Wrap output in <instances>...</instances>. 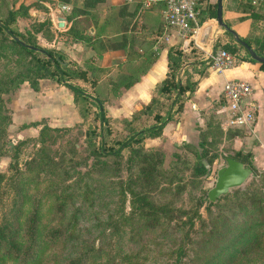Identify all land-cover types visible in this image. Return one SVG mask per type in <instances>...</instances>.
Masks as SVG:
<instances>
[{"label": "rangeland", "instance_id": "374dc122", "mask_svg": "<svg viewBox=\"0 0 264 264\" xmlns=\"http://www.w3.org/2000/svg\"><path fill=\"white\" fill-rule=\"evenodd\" d=\"M20 2L0 0V20L11 11L10 25L25 35L37 26L39 14L32 10L46 8L23 0L30 4L23 12ZM35 37L39 44L54 34L42 27ZM9 39L0 32V232L6 236L0 240V264H203L234 230L250 225L249 232L256 230L260 237L229 264H264V168L255 167L256 175L239 192L232 188L211 205L204 198L215 170L232 151L230 129L221 125L217 104L206 114L203 128L195 123L179 129L173 118L158 137L131 145L155 151L149 160L130 148L119 156L95 157L91 147L99 138L116 148L115 141L130 138L132 129L153 124L155 110L130 127L128 112L118 110L111 92L100 90L93 95L103 97L108 124L99 126L92 100L73 105L63 92H54L57 85L48 89L54 81L44 78L38 80V98L47 102L45 96L52 93L59 107L53 112L50 102H41V113L50 117L34 115L32 98H21L23 91L32 90L28 83L14 86L17 77L8 82L31 59ZM4 88L8 90L1 92ZM174 96L157 106L161 114ZM32 121L40 124L29 126ZM41 124L47 128L39 136ZM199 161L205 174L193 171ZM133 192L164 211L138 209ZM32 239L43 246L42 255L26 263L32 256H24L25 261L21 256Z\"/></svg>", "mask_w": 264, "mask_h": 264}, {"label": "trees", "instance_id": "16d2710c", "mask_svg": "<svg viewBox=\"0 0 264 264\" xmlns=\"http://www.w3.org/2000/svg\"><path fill=\"white\" fill-rule=\"evenodd\" d=\"M19 8L23 12H26L27 7L30 4H23V0H20ZM51 1V0H49ZM59 2L68 4L69 11L65 15L66 19L70 21L69 27L66 29L63 35L69 37L72 41H81L87 43L89 45L94 43V40L90 35H88V31H86L87 27L90 26V22L97 23V6L100 3H103L104 0H81L80 5L77 4V0H58ZM128 6L124 5L114 13L112 7L107 8V12L105 13L104 19L105 21H112L116 19V15L126 14L128 16V24L131 22L135 17L140 15L142 20V26L148 33H152V35L156 38L161 36L164 32L165 24L163 22L161 16V10L164 7V3L162 0H156L155 3H152L147 8H144L142 5V0H127ZM34 2V1H33ZM34 3L42 4L38 1ZM255 4V5H253ZM215 8H216V0H206V5L200 11L199 21L203 22L207 19H214L215 16ZM235 9L239 12L243 13L244 17H248L250 22V29L248 33L244 36H239V38L244 41L257 55L264 56V28H259V22L263 20L264 17V0L256 1L255 3L252 0H239L238 3L235 5ZM128 10V11H125ZM146 10H152L155 12L154 15L144 14L143 12ZM8 11V10H7ZM141 11H143L141 13ZM11 11L8 13L7 18L0 20V32L4 33L9 36V40L11 43L17 45L22 51L25 52L29 56L30 61L25 65L23 71H16L15 74L8 79L9 83L14 82V77L16 78V86L19 83L27 82L28 86L32 90H36L38 86V80L44 78H50L53 81L60 83L71 94L72 103L73 105H77V103L82 100L85 101L86 99L92 100L94 106L96 108V116L99 123V126L104 125L107 127L108 121L107 117L104 113L103 108V97L100 95H93L90 96L89 94L85 93L84 90L77 84H73L68 82V80H76V79H86L85 78V69L74 65L72 62L66 60V56L60 50H56L53 48H48L41 46L37 43L35 34L40 31V28H45L46 31L51 34L49 30L50 21L49 18H45L42 21L36 22V27H33L30 30H26V34H22V32L15 30L10 23L13 22V17L11 16ZM152 18V19H147ZM243 17L240 16L239 19ZM151 23V26L148 25ZM134 24V23H133ZM227 24V23H226ZM228 25V24H227ZM261 27V26H260ZM147 28V29H146ZM86 31V32H85ZM231 38V34L226 32ZM140 39L141 35H137L136 33H131L126 37L125 35H121L117 41L109 42V39L106 38V42L109 46H113V48H123L125 45V40L130 41V49H133L132 44H134V40ZM17 38L18 40H15ZM230 38V39H231ZM233 39V38H232ZM22 42V43H21ZM230 44L229 42H219L216 41L213 45L214 49L222 48L229 52L235 60H247L254 63H258L259 68L264 70V63H259L249 57L246 50L238 43ZM142 44V43H141ZM143 45V44H142ZM166 45V44H165ZM167 71L165 73V77L159 82L156 86V91L158 96H163L162 99H159L158 96H152L148 103L141 106L140 109L134 111L130 117H128V125L130 127H134L133 125L139 122V118H141L145 114H149L150 111H154L151 118L153 119L154 123L141 129H132L131 137L125 138L123 140L115 141L117 144L116 148L111 146H105L103 141L99 138L98 144L93 145L91 148V152L93 156H119L121 154L122 149L130 148V150L135 153L136 155H142L143 160H149V158L154 154L151 148L143 149L141 146H131L132 144H139L145 138H155L161 134V131L164 125L171 121L173 118L178 121L179 112L182 111V101H183V92L187 89H193L194 84L196 81L186 82L185 84H180L179 80L177 79V74L179 71V67L181 63L188 58L189 54H184L181 49L179 48V42L172 41L167 44ZM149 48V50L147 49ZM144 50H148L147 57L144 58H137L134 54L128 53V68L131 70V74L123 75L119 74L115 76V81L112 82V89L109 90L112 94H117L120 91L121 87H129L132 83H134L137 79V74L139 72L144 71V67L150 63V60L154 57V54L150 56V45L143 46ZM238 50H242V55H236ZM193 52L194 61H200L202 58V51L195 46L192 42L189 45V52ZM39 52L41 56H37L35 53ZM143 54L138 56L142 57ZM191 55V54H190ZM209 64V62H207ZM94 85V83H92ZM13 86V87H14ZM8 88H4L1 92L7 91ZM100 91H94V93H98ZM172 95H175L173 99L170 100L168 108L166 109L164 115L161 114L159 108L161 107V101L165 100L166 98L170 99ZM222 100V97H220ZM159 104V105H158ZM173 107L172 113H170V108ZM215 113H218L217 111ZM220 113V120L222 122L223 114ZM207 120H205L206 123ZM205 123L202 127L205 126ZM40 122L32 121L29 123V126H37ZM220 124V123H219ZM46 125L41 124L39 129V136L43 134ZM228 139H230L234 135H242L244 134L245 130L243 127H230L228 128ZM95 133V132H94ZM202 143H200L201 145ZM229 157H232L243 164L250 167L252 171V178L256 175L255 165L253 164V160L251 157L250 152H242L239 150H232L231 153H228ZM102 164L104 163L102 160L100 161ZM193 171L197 175H202L207 172V169L204 167L202 161L197 162L194 166ZM242 187H236L233 189L234 192H239V190L243 189ZM132 202L136 203V207L140 210H145L148 213H157L158 211H164L162 206H155L151 202L145 199L144 196L140 195L139 192L132 193ZM206 199V197H204ZM225 198V197H224ZM201 202H199L200 204ZM211 202H208V205H211ZM196 217L198 216V212L195 210ZM260 223V222H259ZM259 223H255L254 225H259ZM250 228H253L252 225L244 228V229H237L227 238L226 242L223 243L218 250L212 255L208 260H206L203 264H229L230 261L236 255H244L247 252V249L254 246L252 244V240L255 241L260 234L258 231H251L249 232ZM5 235L0 232V240L5 239ZM261 239V238H260ZM9 241V240H8ZM43 246L34 244L33 239L26 248L24 254L21 256V259H24V256H32V258L27 259L25 262L31 261L34 263L37 259H39L42 255L41 249Z\"/></svg>", "mask_w": 264, "mask_h": 264}, {"label": "crops", "instance_id": "0c3cea01", "mask_svg": "<svg viewBox=\"0 0 264 264\" xmlns=\"http://www.w3.org/2000/svg\"><path fill=\"white\" fill-rule=\"evenodd\" d=\"M80 1L81 0H77V6L80 5ZM238 1L239 0H221L222 20L227 23L238 36H244L250 29L251 20L248 17H244L243 13L235 9V5ZM252 2H255V0H252ZM124 5L128 6L127 0H104L103 3L97 6V23L90 22V26L86 29L88 35L94 40V43L91 45L81 41H72L69 37L63 35L70 25V21L65 17L68 12L61 15L64 19L60 27L57 26L58 22H56L57 28L50 21L46 10L34 9L32 12L39 14L36 21H42L48 17L50 21L49 30L54 34V38H52L51 41L44 39L39 42V45L60 50L65 54L66 60L85 69L86 79H71L68 80V82L79 85L84 92L90 96H93L94 91L111 90L112 82L115 81L116 75L131 74V70L128 68V53L134 54L139 59L147 57L148 53L146 52L149 48H147L148 50H144L143 46L150 45V56L154 54V57L150 60V63L144 67V71L137 74L136 81L129 87H121L117 94L112 95V97H114L113 101H116L115 106H118V110H120V112H128V117H130L134 111L148 103L152 96H158L156 86L165 77L167 71L166 53L168 48L167 44L170 42H162L157 37L155 38L152 33H148L141 24L144 21L141 19L140 15L135 17L129 24L128 16L125 13L122 15L115 14V20L105 21L106 19H104V16L108 10L107 8L112 7L115 13L119 7L121 8ZM142 12L143 11H141V13ZM143 13L148 15L155 14L152 10H146ZM240 16L243 18L239 19ZM213 22V19L210 18L203 24V26L207 24L210 25L211 29L207 44L204 47H198L202 51V58L200 61L192 60L194 54L192 51L189 52V46L181 48L179 45L181 51L184 54H189V56L181 63L176 77L180 84L191 81H196V83L193 89H187L183 92L182 111L179 112L176 127L179 125V129H189L188 125H194L195 123H197L196 128L202 127L205 123L206 114L213 109L215 104H217L218 107V100L221 97L220 92L223 82L233 78L244 80L248 82L252 88V98L256 101L257 111L250 128H244V134L234 135L228 139L229 146L232 150L240 149L242 152H250L253 154L252 158L255 167L264 168V70L259 68L258 63L247 60H235V58L233 65L228 68L222 70L211 68L209 64H207L208 61L205 59L206 53L216 41L223 43L228 42L231 38L225 30L218 28ZM261 24L264 25V17L263 20L259 22V25ZM148 25L151 26V23ZM131 33L141 35L140 39L138 37V40H134L135 42L132 44L133 49L129 47V39L125 40L123 48H113V46H109L105 40L108 38L109 42L117 41L121 35L128 37ZM143 53L144 55H142V57L138 56ZM242 53V50H238L236 55H242ZM92 83H94V85ZM53 85H57V87L54 88V92H63L66 95V101L69 103L72 102L71 94L67 88L54 81V83L49 84L48 89L55 87ZM23 92L21 98L24 96L32 98L29 103L30 106L34 107L32 110V114L34 115L39 112L43 117H50V114L45 112L41 113V102L45 105L47 102H50L51 106L49 109L51 108L53 112H55L54 107H59V103L53 102L56 97L52 93L45 96V98L48 99L46 102V100L42 101L38 98V94H36L35 91L30 90L31 93L26 91ZM39 96L43 98V95L40 94ZM158 97L159 99L163 98V96ZM58 102L60 101L58 100ZM57 108L56 111H58ZM216 109L218 112V108ZM170 123L171 121H168L164 125L163 130L167 129ZM194 131L197 132V129H194Z\"/></svg>", "mask_w": 264, "mask_h": 264}, {"label": "built area", "instance_id": "2783aa9c", "mask_svg": "<svg viewBox=\"0 0 264 264\" xmlns=\"http://www.w3.org/2000/svg\"><path fill=\"white\" fill-rule=\"evenodd\" d=\"M40 2L45 8L50 21L56 27L57 16L69 11V5L58 0H32ZM156 0H142L147 8ZM164 7L161 16L165 24L164 32L158 37L162 42H179L186 48L192 42L197 45V38L205 21L200 22V11L206 0H162ZM57 28V27H56ZM205 59L215 70H222L233 65L234 57L222 48L212 49ZM221 98L218 100V112L223 114L221 125L224 128L243 127L249 129L257 111L256 101L252 98V88L241 79H227L221 86ZM193 107V106H192Z\"/></svg>", "mask_w": 264, "mask_h": 264}, {"label": "water", "instance_id": "95a60500", "mask_svg": "<svg viewBox=\"0 0 264 264\" xmlns=\"http://www.w3.org/2000/svg\"><path fill=\"white\" fill-rule=\"evenodd\" d=\"M63 17H57V26L60 27L63 23ZM214 21L218 28H222L226 32L230 33L233 40L240 44L248 53L249 57L259 63H264V56L257 55L244 41H242L239 36L222 20L221 14V0H216L215 16ZM211 26L204 25L200 29L197 45L199 47H204L208 42V37L210 33ZM18 40L17 38H14ZM22 43V42H21ZM213 49V44L210 50ZM224 164L219 166L215 170V179L211 187H209L205 192V197L208 202H215L220 197L225 196L228 191L232 188L240 187L248 178L251 177L252 171L249 166L243 164L242 162L225 156L223 158ZM204 164V162H203Z\"/></svg>", "mask_w": 264, "mask_h": 264}]
</instances>
